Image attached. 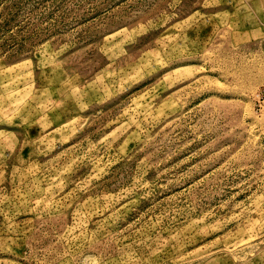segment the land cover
<instances>
[{
  "label": "rangeland",
  "instance_id": "obj_1",
  "mask_svg": "<svg viewBox=\"0 0 264 264\" xmlns=\"http://www.w3.org/2000/svg\"><path fill=\"white\" fill-rule=\"evenodd\" d=\"M0 264H264V0H0Z\"/></svg>",
  "mask_w": 264,
  "mask_h": 264
}]
</instances>
